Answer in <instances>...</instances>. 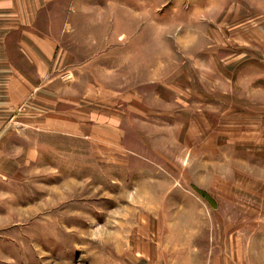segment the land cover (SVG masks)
Here are the masks:
<instances>
[{
    "label": "rangeland",
    "instance_id": "374dc122",
    "mask_svg": "<svg viewBox=\"0 0 264 264\" xmlns=\"http://www.w3.org/2000/svg\"><path fill=\"white\" fill-rule=\"evenodd\" d=\"M187 1L77 0L0 141V264H264V13Z\"/></svg>",
    "mask_w": 264,
    "mask_h": 264
},
{
    "label": "crops",
    "instance_id": "0c3cea01",
    "mask_svg": "<svg viewBox=\"0 0 264 264\" xmlns=\"http://www.w3.org/2000/svg\"><path fill=\"white\" fill-rule=\"evenodd\" d=\"M198 1L204 0H188V6ZM204 2L211 13H264V0ZM77 5V0H0V141H5L7 127L32 124L31 119L24 121L23 109L35 110L37 116V81L44 77L45 62L52 57L47 47L79 29ZM61 7H66L63 19L58 17ZM60 125L68 128V119Z\"/></svg>",
    "mask_w": 264,
    "mask_h": 264
}]
</instances>
